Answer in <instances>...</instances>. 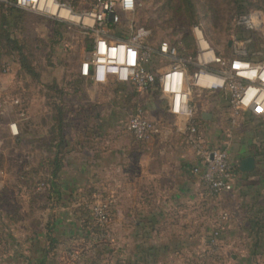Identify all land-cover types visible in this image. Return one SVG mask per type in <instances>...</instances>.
Here are the masks:
<instances>
[{
  "label": "rangeland",
  "instance_id": "1",
  "mask_svg": "<svg viewBox=\"0 0 264 264\" xmlns=\"http://www.w3.org/2000/svg\"><path fill=\"white\" fill-rule=\"evenodd\" d=\"M194 1L197 23L202 24L208 39L223 56L230 55L233 37L243 38L247 35L245 30L234 24L233 17L240 12L239 7L246 8V11H264V0ZM57 2L81 13L90 9L94 0ZM178 3L179 0H138L136 10L121 14L111 32L126 37L131 33V25L133 31L145 27L150 30L147 38L149 43L157 46L160 41L167 39L172 45L184 47L190 55L197 49L191 31L195 23L189 20L185 8ZM14 6L24 10L22 14L11 16L17 22L13 28V37L20 41L22 52L14 43L0 41V92L5 97L21 98L23 107L7 103L0 114V264L31 263L36 255L33 253L35 235L47 232L50 218L43 212L47 209L43 204L48 201V197L45 185L41 182L50 177L51 162L55 156L58 107L54 103L59 101L64 108V116L70 120L67 132L73 137L79 134L88 136L92 127L90 120L100 119L108 121L104 129L109 128V125L111 127L113 133L110 136L115 138L110 140L130 136L132 134L126 128L127 121L138 108H142L146 117L156 123V119L161 118L176 128L184 129V120L168 112V102L161 98L157 84L150 91L139 93L133 85L114 78L107 84H96L81 77L80 63L88 57V45L93 43L92 35L85 28L86 24L68 16L40 10L37 5L33 8L15 3ZM2 12L0 7V22ZM4 12L9 14L7 10ZM253 42L248 49L264 53V30L254 33ZM22 55L35 68L39 79L24 70ZM162 59L155 60L153 67L161 68L168 63L166 58ZM197 103L215 112L212 123L200 126V132L210 144L220 145L227 140L230 153L232 150L234 153L238 151V154L264 155V118L247 115L240 119L241 124L233 125L228 100L222 91L204 93L198 97ZM23 111L24 114H21ZM27 115H31L33 126L27 120ZM15 121L19 126L18 135L11 131L10 124ZM227 133H230V138L225 137ZM80 157L82 161H87L84 155ZM97 196L98 200L105 199L102 193ZM220 198L226 203L222 213L227 211L232 218V195ZM91 205L87 206L88 210ZM212 223L208 221L209 225L204 223L203 226L207 228ZM86 224L83 222L85 227ZM22 234L26 236L25 244L20 236ZM29 244L30 248L27 249L26 245ZM228 246L226 248L221 243L219 253L209 258L207 263L234 264L233 246ZM200 260L202 264L203 258ZM33 262H36L35 259Z\"/></svg>",
  "mask_w": 264,
  "mask_h": 264
},
{
  "label": "crops",
  "instance_id": "2",
  "mask_svg": "<svg viewBox=\"0 0 264 264\" xmlns=\"http://www.w3.org/2000/svg\"><path fill=\"white\" fill-rule=\"evenodd\" d=\"M207 111L212 116L205 117L201 126L214 120L215 112ZM26 118L33 126L31 115ZM160 120L156 119L160 133L148 141H140L133 135L112 141L109 138L115 136H110L111 127L104 129L108 121L101 119L90 120L88 136L73 137L65 126L60 151L67 160L59 172V192L51 198L55 205H47L43 211L48 219L52 215L53 235L58 239L55 257L48 258L46 264H59L58 255L77 241L88 248L78 264L201 263L212 228L225 210L222 209L226 203L220 197L227 194L209 193L200 176L193 172L199 159L184 129ZM231 152L237 165L251 155ZM82 155L87 161L81 160ZM255 157L254 170L238 172L231 193L233 215L220 239L222 246H233L234 264H264V155ZM100 193L109 201L111 221L101 230L95 227V233L106 232L105 242L94 241L91 208L87 209L98 201ZM85 221L89 226L83 225ZM208 221L213 223L205 228L203 224L209 225ZM41 233L35 235V245L32 243L35 260L49 252L47 232ZM20 236L25 244L26 236Z\"/></svg>",
  "mask_w": 264,
  "mask_h": 264
},
{
  "label": "built area",
  "instance_id": "3",
  "mask_svg": "<svg viewBox=\"0 0 264 264\" xmlns=\"http://www.w3.org/2000/svg\"><path fill=\"white\" fill-rule=\"evenodd\" d=\"M0 2L7 5L14 3L11 0ZM15 3L35 8L37 1L16 0ZM137 6L138 0H131L130 4L127 0H94L90 9L76 12L79 14L77 22L86 24L85 28L93 41L88 57L80 63V75L96 84H107L114 78L133 85L139 93H146L157 84L161 98L168 102L169 112L184 120L187 141L199 159L193 172L200 176L211 195L231 194L240 167L231 157L229 142L210 144L200 132L204 113L208 111L200 107L197 99L204 93L224 92L233 125L241 124L240 119L247 115L264 118V53L248 49L254 43V33L264 30V11L253 9L233 17L234 24L245 30L247 35L243 38L233 37L228 56L216 50L202 24L193 25L197 50L194 56L186 57L167 39L160 41L157 46L149 43L147 38L150 30L145 27L133 31L131 25V33L126 37L111 32L112 26L119 22L120 15L134 12ZM162 58H166L168 63L161 68L153 67L155 60L162 61ZM7 103L23 107L21 98L5 97L0 92V114ZM10 126L12 133L18 135V122ZM126 128L140 141L151 140L161 130L156 122L146 117L142 108L129 117ZM227 135L231 137L230 133ZM109 206L107 200H98L91 205L93 225L101 229L107 227L111 221ZM229 218V212H223L218 224L212 229L208 249L201 255L202 264H208V259L219 253L222 231ZM92 234L96 242L107 241L106 232L93 231ZM84 244L77 241L67 252L59 254V264L82 262L88 251Z\"/></svg>",
  "mask_w": 264,
  "mask_h": 264
},
{
  "label": "trees",
  "instance_id": "4",
  "mask_svg": "<svg viewBox=\"0 0 264 264\" xmlns=\"http://www.w3.org/2000/svg\"><path fill=\"white\" fill-rule=\"evenodd\" d=\"M11 1H13V0H11ZM178 4L181 7L185 8V11L188 13L189 20L196 24L198 22L197 21L198 14H197L195 1L194 0H179ZM8 5H10V4H8ZM8 5L5 2H0V7L3 10V12H2V21L0 22V30H1V33H0V39L1 40L0 41L6 40L8 44L14 43L15 47H19V50H21L22 47H21L20 41L17 40V38L13 37V28L16 26L17 22L14 21L13 19H11V16L13 14H16V13H18V14L21 13L22 14V11H24V10L22 8H20L19 6H14V4L10 5V6H8ZM171 5L173 6V4H171ZM6 6H8L7 7L8 9H6ZM181 7H179V8H181ZM6 10L9 12V14H6L4 12ZM239 10H240V12H244V11H246V8L241 6V7H239ZM18 16H20V15H18ZM197 24H199V23H197ZM56 30H57L58 33H60V29L59 28H57ZM175 44H178V42H176ZM92 45H93V43H92ZM92 45L91 44L88 45V49L90 51L92 49ZM178 48L180 50V53L182 55L186 56V57L194 56L196 54V51H194L193 53H190V55H189V53H187V51L184 49V47H180L178 45ZM21 52H22V50H21ZM21 63H22V67L25 68L24 70L29 75L39 79V74L35 71V68L29 63V61L25 59L24 55H22ZM60 93H62V91ZM54 104L57 105V107H58L57 108L58 113L56 114V116H57L56 130H57L58 136H57V139H56V145H55L56 148H55V151H54L55 156L53 157V160L51 162L52 168H51V171H50V177H48V179H46V181H42L41 182V183H43L45 185V188L47 190L46 197H48V201L46 202L47 203L46 206L50 205L49 207H52V206L55 205V204H53L54 201L51 200V198L56 196V194L59 192V184H58V178H59V174H60L59 172L61 171V169L63 167L64 159H65L64 152L61 153L60 150H61V147L64 144V136H63V133L65 132L64 128H65V126L70 124V120L66 116H64V110H63L64 108L62 107L60 102L58 101V103H54ZM238 171H240V168H238ZM86 211L88 212V210H86ZM89 212L88 213L90 214V217H91L90 220L92 221L93 219H92L91 210ZM82 213L84 214L86 212L82 210ZM53 220L54 219H53V217L51 215L50 222L48 223V226H47V234L45 236V239L50 241V244H49L50 247L48 248L49 252L47 254H45V256L37 258L35 260L36 262L32 261L33 263L31 262L29 264H46L48 258L49 259H51V258L54 259V256L56 254L55 251H54V248H55V245H56L58 239H56L54 237V235H53L54 234L53 224H52ZM86 222L87 221H85V223ZM88 225L89 224H86V226H88ZM95 227L98 230H101V228L99 226L94 225V227L92 228L93 231H95Z\"/></svg>",
  "mask_w": 264,
  "mask_h": 264
},
{
  "label": "bare ground",
  "instance_id": "5",
  "mask_svg": "<svg viewBox=\"0 0 264 264\" xmlns=\"http://www.w3.org/2000/svg\"><path fill=\"white\" fill-rule=\"evenodd\" d=\"M37 7L40 10H44L46 12H52L53 14H57L59 16H68L72 19L78 20L79 14L74 12L70 7L60 4L57 0H36Z\"/></svg>",
  "mask_w": 264,
  "mask_h": 264
},
{
  "label": "water",
  "instance_id": "6",
  "mask_svg": "<svg viewBox=\"0 0 264 264\" xmlns=\"http://www.w3.org/2000/svg\"><path fill=\"white\" fill-rule=\"evenodd\" d=\"M212 113L211 112H205L204 113V117H206L207 119L211 118ZM257 166V159L254 155H249L244 157L239 164V167L242 171L244 172H248V171H252L256 168Z\"/></svg>",
  "mask_w": 264,
  "mask_h": 264
},
{
  "label": "clouds",
  "instance_id": "7",
  "mask_svg": "<svg viewBox=\"0 0 264 264\" xmlns=\"http://www.w3.org/2000/svg\"><path fill=\"white\" fill-rule=\"evenodd\" d=\"M127 2L130 4L131 3V0H127Z\"/></svg>",
  "mask_w": 264,
  "mask_h": 264
}]
</instances>
